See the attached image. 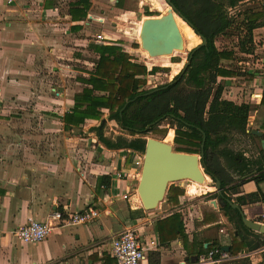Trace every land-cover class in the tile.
<instances>
[{"label": "crops", "instance_id": "obj_1", "mask_svg": "<svg viewBox=\"0 0 264 264\" xmlns=\"http://www.w3.org/2000/svg\"><path fill=\"white\" fill-rule=\"evenodd\" d=\"M77 1L0 0V264H108L111 261L117 264L109 254L110 244L126 230L138 232L143 242L159 241V248L152 251L143 264H180L186 257L196 255L189 256L181 240L162 244L155 231L158 221L176 213L181 215L190 244L196 240L207 248L216 241L221 249H230L233 241H240L241 237L235 235V226L231 238L225 232L227 218L222 209L226 206H215L212 201L201 206L192 200L209 195L211 188L206 187L193 196L187 193L191 182L183 181L187 183L179 187L185 194L179 197L178 206L173 207L166 201V206L160 204L154 212H146L137 194L141 171L135 162L139 153L130 149L111 150L99 142L92 129L99 127L103 119L87 120L81 128L65 130L62 118L74 106L75 96L86 87L82 79L89 78L95 68L96 61L91 64L82 57L91 52L98 59L92 50L86 49V34L95 39L100 33L111 41L98 44L119 46L105 35L110 22L116 25L108 16L122 20L128 15L120 11L119 4L115 5L118 0H107L111 6L108 12H104L106 0H90L92 6L87 17L73 21L69 10ZM163 7L161 0L157 1L156 8L163 10ZM93 25L100 29L92 30ZM253 45L252 54H240L236 46L233 48L237 59L222 61L220 66L236 75L219 77L218 83L224 86L223 99L238 105H251L247 133H262L261 138L255 135L249 138L260 139L263 149L264 105L261 104L262 97L252 100V95L261 92L263 96L264 93V27L254 31ZM257 64L262 66L261 70L257 69ZM81 65L92 68H87L90 71L87 73ZM250 77V86H253L250 94L245 96L246 100L237 102L232 96L224 97L233 80ZM43 109H50V119H43L50 132H7L9 128L12 130L11 126L36 125L39 119L34 116L35 112ZM102 112L105 115L108 110ZM55 124L60 126L58 132ZM75 130L80 133L71 134ZM10 134L16 136L13 138ZM40 139L48 142L42 150L34 143ZM27 140L31 143L22 142ZM9 141H14L12 147H7ZM16 141L20 142L16 144ZM259 154L260 151L258 157ZM118 174L123 178L119 179ZM102 177L109 179H105L109 182L108 187L101 182ZM233 177L235 182L228 188L238 186L236 194L230 193V200L240 206L248 220L260 223L264 201H251L248 196L264 195V182L251 180V174L240 177L234 174ZM125 195L127 199L123 198ZM240 197L246 199L239 202ZM89 206L101 213V217L91 224L63 226L53 230L48 239L38 245H23L15 237L16 230L30 218L55 225L51 220L54 212L74 213ZM211 214L217 217L216 222H206ZM253 233L249 241L264 237ZM198 249L196 245L195 250ZM229 252L232 254L231 249ZM251 253L255 252L245 248L236 255Z\"/></svg>", "mask_w": 264, "mask_h": 264}, {"label": "trees", "instance_id": "obj_2", "mask_svg": "<svg viewBox=\"0 0 264 264\" xmlns=\"http://www.w3.org/2000/svg\"><path fill=\"white\" fill-rule=\"evenodd\" d=\"M244 1L246 0H170L190 23L192 31L197 36L207 39V45L195 52L181 80L151 95L144 96L151 91L143 89L147 85L146 77L158 73L162 68H153L148 72L144 64L137 62L121 47L92 44L90 48L98 59L89 78L82 79L86 87L75 96L74 106L62 118L65 130L81 128L87 120H101L102 110L105 109L110 112L108 120L115 121L125 136H118L115 139L107 137L104 132L106 122L102 121L99 127L92 129L99 142L111 150L130 149L144 153L146 141L141 137L156 132L165 136L167 131L159 128L160 123L171 120L176 125L175 151L201 155L204 144L201 163L206 167V174L214 182L216 179L220 180L224 197L231 199L230 193L236 194L238 185L228 188L235 182L234 174L239 177L251 174V180L264 182L263 149L260 148L259 157L254 159L247 158L228 147L232 133L255 137L252 133H247L251 105H238L223 99L224 86L218 83L219 77H235V72L224 69L220 64L222 61L236 60L237 52L234 49H220L216 44L217 40L227 36L230 30H236L238 32L236 47L239 53L252 54L255 50L254 31L264 27V3L261 10L248 9L241 14L240 21L235 20L230 11ZM91 6L90 0L72 3L69 10L72 20H84ZM145 16L157 15L148 12ZM177 79L178 75L174 80ZM135 98L137 99L132 101ZM129 101L131 103L120 115ZM261 104L264 105V93ZM156 122L158 123L155 124ZM203 134L206 137L205 142ZM105 179L108 178H100L108 187L109 182ZM184 194L183 188L171 185L166 197L167 202L176 207L179 205V197ZM214 196L219 198L217 193ZM249 198L251 201H264V195L259 193L250 195ZM244 199L246 198L240 197L238 201ZM222 214L234 224L235 235L241 237L240 241L234 240L230 246L232 254L236 255L243 247L248 249V252L264 247V237L263 239L256 237L257 241L248 240L254 233L245 227L241 213L237 209L227 205L222 209ZM216 221L217 217L212 214L206 218V222L209 223ZM155 231L164 245L181 240L189 256L199 257L216 247L222 248L216 241L207 248L204 243L196 240L190 244L181 215L178 213L158 221ZM196 245L199 246L198 250H195ZM107 263L113 264L112 261Z\"/></svg>", "mask_w": 264, "mask_h": 264}, {"label": "rangeland", "instance_id": "obj_3", "mask_svg": "<svg viewBox=\"0 0 264 264\" xmlns=\"http://www.w3.org/2000/svg\"><path fill=\"white\" fill-rule=\"evenodd\" d=\"M119 2H115V5H118L121 7V12L125 15L128 13L126 17H124L122 20L118 19L116 16H108L110 19H114V23L116 24L115 26L112 25L110 22L108 27H106V36L111 37L114 39L113 43L118 44L121 46V48L128 52L130 55H132L139 63L144 64L147 67L148 72H150L153 68H162L161 71L154 75H148L146 77L147 79V85L143 88L144 90H152L155 88H158L162 85L170 83L174 78L183 70L185 64L188 61L189 54L190 52L199 46L202 41L201 39L196 36L191 28L187 26L181 19L176 18L178 26L180 28L181 33L184 32V28H187V33L183 36L184 41H185V49L182 52L177 53L175 56H163L160 58H149L148 59V53L144 50H142L140 46V32H141V27H142V22L143 19H146L145 15L150 12L154 15L157 16H152V17H159L161 15H165L167 13V9H170V6L167 4L166 0H161L163 4V10H158L156 8L157 1L159 0H118ZM67 2V1H65ZM264 3V0H249L247 2L241 3L236 10H231L230 13L232 16L235 18V20L240 21L241 20V14L248 10V9H256V10H261L262 4ZM67 4V3H66ZM106 9H104V12H108L110 9V2L106 0L105 3ZM67 7V6H66ZM65 7V10H66ZM129 13H133L130 15ZM106 15H109V13H106ZM119 17V16H118ZM127 18V19H126ZM126 19V20H125ZM109 22V21H108ZM113 22V21H112ZM92 30L98 31L100 28L97 26L93 25L91 27ZM100 34V33H99ZM87 37V38H86ZM85 39L87 40V47L88 51L91 50L90 46L92 44H98V40L94 39V37L89 38V35L86 34ZM238 32L236 30H230L225 37H220L218 40V47L220 49H233L237 42H238ZM91 40V41H89ZM104 41H111L107 38H104L102 42ZM100 45V44H99ZM139 47V48H138ZM86 55L82 58L84 60H87L88 63H94L96 59L93 57L94 55L91 52H86ZM175 58V59H174ZM152 60V61H151ZM253 63V62H252ZM251 63V64H252ZM258 63V62H257ZM260 64V63H259ZM84 68V71L87 73L90 72L87 70V68H92L90 65H81ZM235 66V65H234ZM236 68V67H235ZM224 82V81H223ZM251 77L250 78H240V79H235L233 80L230 85L227 86V92L228 94H225V98H232L237 102H243L246 100V97L248 94L251 92V85L250 86ZM231 94V95H230ZM232 96V97H231ZM246 96V97H245ZM39 110L35 112V117L39 119L36 123V125L30 126V125H22L20 128L19 127H12V130H9L8 126V133H13V130L17 131H29V132H36V133H46L50 132L49 125L45 124V121L43 119H50V112ZM20 115H22V112H20ZM104 115V114H103ZM106 117L102 116L103 120H106V128L104 130L105 135L109 138H117L118 136H125V133L123 130L120 128V126L115 122V121H109L108 116L110 115V112L105 114ZM104 115V116H105ZM113 125H110L112 124ZM102 124V122H101ZM55 131L58 132L60 129V126L58 124L54 125ZM159 128L161 130H166L167 134L164 136V134L161 133H149L148 136L146 137H141L147 142L148 138H153L157 139L163 142H166L168 144H171L174 149L177 148L176 144L174 143V137L170 141H166L167 135L170 130H173L175 132L176 130V125L174 121L171 120H165L160 123ZM78 134L80 133L79 130H75L74 132H71V134ZM20 134V133H19ZM11 135V134H10ZM13 138L16 136L15 134L11 135ZM128 138H131L127 136ZM20 141H16L15 143L18 144ZM25 142L26 144H30L31 141H22ZM33 142V141H32ZM7 147H12L14 144V141H9L6 142ZM37 145V149L42 150L44 149V146L46 143H48L46 140L40 139L38 141H34ZM228 147L235 152H239L242 154H246L249 158L251 157H258V153L260 151V139H253L249 138L247 136H242L238 133H232L230 135V142L228 144ZM139 155L142 157L143 153H139ZM198 155V154H197ZM141 171V170H139ZM187 183V182H186ZM185 183V184H186ZM182 182L175 183V186H184L185 185ZM205 185V184H204ZM206 186L211 188V191H209L208 194H211V196L204 195L202 198L197 197L195 199H192L194 204H201L203 206L205 203L209 204V202L213 200H217L218 198H214L216 192V187H215V182L210 178L206 182ZM204 187V186H203ZM204 189V188H203ZM205 190V189H204ZM196 196V195H193ZM214 198V199H213ZM162 203L166 206L165 202ZM167 210V209H166ZM155 211V210H154ZM153 211V212H154ZM164 211V209H163ZM224 228L225 232L229 234L230 238L232 237V233L234 232V225L229 223L227 219L224 221ZM254 240V239H251ZM263 248H260L259 250L254 251L255 253H251L248 258L241 259L240 261H237L236 264H262V261L264 259V252ZM245 248L243 247V250L241 252H244ZM235 262L231 263H225V264H234Z\"/></svg>", "mask_w": 264, "mask_h": 264}, {"label": "water", "instance_id": "obj_4", "mask_svg": "<svg viewBox=\"0 0 264 264\" xmlns=\"http://www.w3.org/2000/svg\"><path fill=\"white\" fill-rule=\"evenodd\" d=\"M170 9L165 15L159 17H148L142 22L140 32V46L142 50L146 51L150 57L160 56H175L177 53L185 49L184 39L178 27L176 18L183 20L188 26L192 28L190 23L181 15L180 11L171 4L170 0H166ZM202 43L194 48L189 55L188 61L183 70L178 74L177 80H172L166 86L155 88L144 96L151 95L157 91L167 89L174 85L185 75L190 66L195 52L202 46L207 45V39L199 36ZM135 98L132 101H135ZM131 101L127 102L120 112L123 111ZM105 121V120H104ZM106 122V121H105ZM156 122L155 124H157ZM147 128V132H148ZM253 135L262 137V133L253 131ZM205 135L203 134V142H205ZM203 147L201 155L176 152L171 144L166 142L148 138L143 153V165L140 173V180L137 188L142 208L146 212H153L157 210L167 196L171 185L175 183L189 181L198 184H204L209 177L206 174V167L201 163L203 157ZM262 148L264 149V140H262ZM210 178V177H209ZM216 192L219 195L217 201H212L213 205L219 204L222 207L230 206L237 209L242 216L243 224L251 231L264 235V224L248 220L239 205L233 203L230 199L223 196L220 180L215 182ZM225 252H229L228 247H224ZM197 256L186 257L180 264L194 263L197 261Z\"/></svg>", "mask_w": 264, "mask_h": 264}, {"label": "built area", "instance_id": "obj_5", "mask_svg": "<svg viewBox=\"0 0 264 264\" xmlns=\"http://www.w3.org/2000/svg\"><path fill=\"white\" fill-rule=\"evenodd\" d=\"M11 3V1H9ZM98 43H103L104 37L98 34L96 38ZM258 65V70L262 69V66ZM261 92H253L252 100H261ZM143 157L139 155L138 160L135 162L138 170L142 169ZM119 179H122V174H118ZM127 199L125 195L123 197ZM101 217V213L94 207H86L85 209L65 214L63 211H56L51 215V220L55 222H41L34 218L28 219V221L21 227H19L15 234L17 240L23 245H38L44 242L50 236L53 230L62 228L63 226H81L88 225L98 220ZM264 224V215L261 217V222ZM160 244L157 239H149L148 241H142L138 232L132 230L123 231L116 238H114L110 244L109 254L117 264H143L149 257L152 251L159 248ZM250 255H232L230 252H225L221 248H214L205 255H201L194 263L188 264H225L234 262L237 260L248 258Z\"/></svg>", "mask_w": 264, "mask_h": 264}, {"label": "bare ground", "instance_id": "obj_6", "mask_svg": "<svg viewBox=\"0 0 264 264\" xmlns=\"http://www.w3.org/2000/svg\"><path fill=\"white\" fill-rule=\"evenodd\" d=\"M177 21V20H176ZM183 21V20H182ZM184 22V21H183ZM185 23V22H184ZM178 24V23H177ZM186 24V23H185ZM188 26V24H187ZM179 27V26H178ZM189 28H191L190 26H188ZM180 29V28H179ZM192 30V28H191ZM187 28H184V32L181 33L182 34V37L185 35V33H187ZM181 32V31H180ZM193 32V31H192ZM194 33V32H193ZM195 34V33H194ZM196 35V34H195ZM197 36V35H196ZM199 37V36H198ZM184 39V38H183ZM184 44H185V41H184ZM166 56H170V55H166ZM162 57V56H160ZM152 58H158V57H152ZM175 135V132L173 130H170L168 135H167V138H166V141H170L172 140V138L174 137ZM207 180H210L209 178L206 179V182ZM189 182V181H188ZM206 182L204 184H198L196 182H191L190 186L188 187V194H193V195H197L199 194V192H201L202 190H204L203 188H206ZM204 186V187H203ZM210 190V189H209ZM204 195V194H203Z\"/></svg>", "mask_w": 264, "mask_h": 264}]
</instances>
